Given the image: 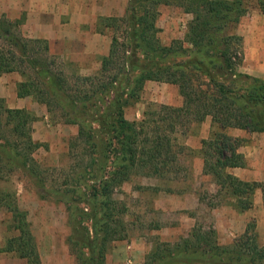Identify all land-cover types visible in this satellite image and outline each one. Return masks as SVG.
I'll return each instance as SVG.
<instances>
[{
    "label": "trees",
    "instance_id": "obj_1",
    "mask_svg": "<svg viewBox=\"0 0 264 264\" xmlns=\"http://www.w3.org/2000/svg\"><path fill=\"white\" fill-rule=\"evenodd\" d=\"M169 1L193 14L186 34L189 48L180 40L167 46L160 42L159 6ZM256 4L264 14V0ZM244 13V0H129L128 14L116 29H122L123 40L116 31L97 75L72 82L46 59L33 58L38 51L48 53L46 40H24L9 29L0 33L8 42L7 48L0 45V76L18 71L23 77L17 84L18 97H32L49 112L59 111L66 123L78 125L73 146L81 149L82 158L77 166L91 184L88 195L80 191L78 199L68 200V243L75 264H106L109 244L126 237L127 208L113 198L115 187L136 171L142 173L138 170L158 177L177 170L179 146L172 137L177 126L210 118L211 137L202 140L203 173L214 176L239 210L252 207L257 189L264 195V181H243L227 172L247 165L239 151L246 140L229 130L264 133V79L239 71L243 38L231 32ZM21 20L0 24L12 27ZM147 81L177 86L183 104L160 105L158 112L145 111L141 120L130 121L124 109L137 102ZM33 120L29 110L5 108L0 99V207L11 214L10 227L19 232L0 251L16 252L26 264H41L26 212L1 186L17 170L40 174L33 157L40 146L30 132ZM85 160L88 166H83ZM44 181L39 179L37 185ZM67 185V180L61 184L70 192ZM72 202L91 203L96 210L92 215ZM142 264H264V246L258 243L254 224L229 246L219 243L215 230L198 228L174 245L157 241Z\"/></svg>",
    "mask_w": 264,
    "mask_h": 264
},
{
    "label": "rangeland",
    "instance_id": "obj_2",
    "mask_svg": "<svg viewBox=\"0 0 264 264\" xmlns=\"http://www.w3.org/2000/svg\"><path fill=\"white\" fill-rule=\"evenodd\" d=\"M2 1L0 0V22L10 21L2 11ZM47 5L51 8L45 9V16L50 17L53 23L60 24V34L54 36L50 33L48 38L30 37L23 32L22 20L19 24L14 23L12 27L5 23L0 24V33L9 29L12 34L24 40H46L48 53L36 50L39 53L33 58L46 59L52 64L54 71H62L71 78V82L76 77L96 76L101 68V58L108 54L116 31L118 39L123 40L122 29H116L121 25L120 19L128 14L129 0H53V4ZM244 8V15L232 27L231 32L241 37L247 30L250 34L257 29L264 32V14L258 8L256 0H244ZM17 20L20 19L11 22ZM192 20L193 14L187 13L175 3L169 1L160 4L156 21L160 42L167 46L173 40H180L189 48L191 45L186 34ZM54 29L58 30V26H54ZM244 43L243 41L245 54ZM0 45L7 48L8 42L0 38ZM239 71L247 73L244 60ZM36 102V108L30 111L34 116L30 132L33 140L40 144L33 153L40 174L32 176L17 170L9 174L7 181L2 182L1 186L13 193L19 209L26 212L41 264H75V256L71 254L68 243L72 235L68 200L71 197L78 199L81 196L80 191L88 195L87 187L91 184L83 179L79 173L82 168L77 166L82 158L81 149L73 146L78 135V125L66 123L59 111L49 112L45 104ZM182 104L183 98L177 86L147 81L137 102L127 106L124 114L130 121H139L145 111L158 112L160 105L181 107ZM3 106L7 108L4 103ZM211 131L210 118L202 123L177 126L172 133L179 146L175 149L179 152L176 171L158 177L148 176L150 172L146 169L138 170L142 173L136 171L129 181L115 187L113 198L127 208L123 215L126 237L109 244L106 264H115V261L120 264H138L137 257L127 254V250L132 248L129 243L134 240L144 239L151 245V249L157 241L174 245L190 237L198 228L215 230L219 243L229 246L244 234L248 225L254 224L258 243L264 246L262 191L257 189L251 198L252 207L241 211L237 208L235 198L220 188L214 176L203 173L202 140L209 139ZM229 133L246 140L239 151L241 150L246 158L245 168H250L252 173H243L249 177V180L243 181L263 182L264 133H246L241 130H229ZM88 165L89 161L85 160L83 166ZM240 171L243 170L237 172ZM227 172L236 176L229 169ZM41 178L45 180L43 186L37 185ZM75 179H79L77 183L74 182ZM64 180L69 182L66 190L70 192H66L65 187L61 186ZM71 204L77 208H85L92 215L96 210L91 203L88 206L76 202ZM0 219L6 229L4 242L0 244L1 250L6 247L8 240L16 237L19 232L10 227L13 224L11 214L2 207ZM187 222H190V225ZM170 226L171 228L164 231L170 237L176 238L172 241L161 239L160 230ZM0 261L2 264H26L16 252L0 251Z\"/></svg>",
    "mask_w": 264,
    "mask_h": 264
},
{
    "label": "crops",
    "instance_id": "obj_3",
    "mask_svg": "<svg viewBox=\"0 0 264 264\" xmlns=\"http://www.w3.org/2000/svg\"><path fill=\"white\" fill-rule=\"evenodd\" d=\"M1 4L2 11L5 13L7 19H22L23 32L30 37L48 38L50 33L55 36L62 32L60 30V24H58L57 22L53 23L50 17L45 16L46 14L44 11H47L45 9L51 8L47 4H53V0H49V2L45 0H3ZM54 26H58V30L54 29ZM65 27L67 26L65 25ZM260 30H254L252 34H250L247 30L241 34L243 37V41L245 42V54L243 60L245 61V71L248 74L264 79V32ZM20 81H22V77L18 72L2 74L0 76V99L3 100V103L7 108L26 109L29 111H33V109H35L37 106V102L34 101L32 97H18L17 95V84ZM231 133L237 135L234 132ZM238 169H242L243 171L237 172L239 171ZM229 171L234 173L241 180H249V177H246L243 173H252V170L250 168L246 169L245 167L232 168L229 169ZM188 207L189 206H187V209ZM184 219L186 221H189V219L187 218ZM187 223H189L190 225V222ZM167 228L169 229L171 228V226L164 227L160 230L161 239L172 241L176 237H170L167 232L164 231V229ZM5 230L6 229H4L0 219L1 245L4 242ZM126 243L128 244V242ZM129 247L132 248L129 251L127 250V254L130 253V255H132L134 258L137 257L138 264H142L145 261V256L151 249V245L144 239L132 241V243H129ZM135 249H137V252H135ZM0 264H2V261H0ZM115 264L120 263L115 261Z\"/></svg>",
    "mask_w": 264,
    "mask_h": 264
}]
</instances>
